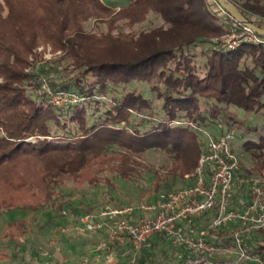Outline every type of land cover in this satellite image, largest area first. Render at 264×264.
<instances>
[{
	"label": "trees",
	"instance_id": "trees-1",
	"mask_svg": "<svg viewBox=\"0 0 264 264\" xmlns=\"http://www.w3.org/2000/svg\"><path fill=\"white\" fill-rule=\"evenodd\" d=\"M213 1L223 16L209 0H127L121 7L0 0V248L11 251L8 264L30 236L50 226L75 228L101 212L94 198L65 197L68 183L112 194L115 182L137 181L142 163L158 155L166 167L152 171L146 198L153 203L159 193L190 186L209 139L228 132L248 165L239 176L264 180V37L222 46L234 21ZM229 1L264 29V0ZM150 16L159 24L142 28ZM40 47L52 57L43 59ZM43 86L78 102L54 106ZM42 212L49 218L37 223L13 218ZM212 216L180 226L209 228ZM233 228L209 229L208 240L229 246ZM83 244L82 237L71 249ZM250 250L264 258V230ZM110 252L115 264H181L188 257L161 234L137 251L123 240L100 255Z\"/></svg>",
	"mask_w": 264,
	"mask_h": 264
},
{
	"label": "built area",
	"instance_id": "built-area-1",
	"mask_svg": "<svg viewBox=\"0 0 264 264\" xmlns=\"http://www.w3.org/2000/svg\"><path fill=\"white\" fill-rule=\"evenodd\" d=\"M230 36L232 38L228 40ZM243 40L263 42L251 30L234 21L229 23L221 43L228 49H235ZM43 88L54 106L78 102L73 94L53 93L45 86ZM232 140L230 132L219 139H209L207 150L197 162L190 186L164 191L153 203L143 202L137 207L101 211L97 220L85 215L73 231L77 236L105 232L106 240L98 246L100 251H111L116 242L123 240L130 250L137 251L151 236L161 234L172 245L187 252L188 257L183 264H264V258L250 250L254 234L264 230V180L239 176L241 166ZM236 190L240 191L239 201L236 200ZM212 212L209 228H200L193 234L192 230L180 226ZM231 224L234 228L229 246H224L219 240H208L209 229L219 231ZM128 253L129 250H124L122 256ZM220 256L222 259H219Z\"/></svg>",
	"mask_w": 264,
	"mask_h": 264
},
{
	"label": "rangeland",
	"instance_id": "rangeland-1",
	"mask_svg": "<svg viewBox=\"0 0 264 264\" xmlns=\"http://www.w3.org/2000/svg\"><path fill=\"white\" fill-rule=\"evenodd\" d=\"M102 1L110 7H121L127 4V0H102ZM209 2L211 3L212 9L214 10V12L217 13V15H220V16L224 15L223 12L220 11L219 8L215 5L213 0H209ZM158 24H159V21L153 18L152 16H150L148 18V21L144 23L141 27L148 29ZM91 26H92L91 23L88 24V27H91ZM231 38L232 37L230 36L227 39L229 40ZM37 52L41 54L43 59L48 60L52 57L50 48L40 47ZM234 150L238 156V160H239L241 168L248 167L246 161L239 154L238 150H236L235 148ZM160 167L161 168L166 167V163L165 161H163L162 157L157 155V156H153L149 158V160L145 163L143 162L142 167L139 168L140 176L137 179V181L135 182H124V181L115 182L112 194H109L105 189H103L104 190L103 193L102 192L99 193L96 190H92L88 188H84L78 191V190L73 189L72 183H68L63 189V195L70 200L78 199L80 198L82 194L86 195L88 199L94 198L101 205H103V207L101 208L102 210L100 209V211L118 208V207H115L117 205L121 206V208L137 207L138 204L148 201L146 197H148L147 190L151 182L152 171ZM185 178H187V176H185ZM179 189H182V188H179ZM236 191H237L236 195L238 198L236 200L239 201V198L241 197V195H239L240 191L239 190H236ZM111 196L114 198L113 200L111 199ZM67 198H64V199H67ZM127 205H134V206H127ZM47 213L48 212L46 213L42 212L41 214L38 213L37 215L36 214L34 215L32 213H18L15 216H13V218H16V217L21 218L25 216L26 218H29V219L33 218L35 222L37 223L42 218L48 219L49 215ZM99 214L98 212H95L90 216L96 218L97 220L98 219L97 216ZM194 222H197V220H195ZM184 226L186 227V225H183V227ZM194 227H195L194 229H187V230L189 231L192 230V233L195 234L196 230L203 228V225L201 222H198V223H194ZM62 236L67 237L66 240L63 242H61ZM82 236H77V234L73 231V228H71L68 225L62 226V227L60 226V228H58V230L54 232L53 231L51 232V226L47 227L46 229H44V231L41 232V234L39 233L37 236H30L28 238L27 243L25 245V250L21 252L22 249L20 248L18 251L19 258L17 260L11 261V264H83L82 263L83 262L82 253L84 249H79V248L71 249V246H74V244H76V242H78V240L82 238ZM91 236L98 237L97 240H99V242L97 245L104 243L106 240L105 232H101V233L96 234L95 236L94 235H91ZM33 243L35 245H33ZM35 247L36 248L38 247L39 249L38 248L34 249ZM10 252L11 251L8 249L6 250L3 248H0V264H8L10 259L4 255H9ZM98 252L100 253L101 251H98ZM110 254L113 257H115V252L113 253L110 252ZM183 263L184 261L181 262V264Z\"/></svg>",
	"mask_w": 264,
	"mask_h": 264
},
{
	"label": "crops",
	"instance_id": "crops-1",
	"mask_svg": "<svg viewBox=\"0 0 264 264\" xmlns=\"http://www.w3.org/2000/svg\"><path fill=\"white\" fill-rule=\"evenodd\" d=\"M82 237L85 238L88 243V246H84V244L81 245V249H84L82 253L83 264H115L116 263V260L113 256L105 257V258L101 257L100 253L98 252L100 251L98 249L99 245H97L98 242L95 241L96 236L92 237L90 235H86ZM81 239L82 238H80L78 242L81 241Z\"/></svg>",
	"mask_w": 264,
	"mask_h": 264
},
{
	"label": "water",
	"instance_id": "water-1",
	"mask_svg": "<svg viewBox=\"0 0 264 264\" xmlns=\"http://www.w3.org/2000/svg\"><path fill=\"white\" fill-rule=\"evenodd\" d=\"M217 3L223 7L226 14L239 25L248 28L253 33L264 37V29L255 26L250 22L237 8V6L229 0H217Z\"/></svg>",
	"mask_w": 264,
	"mask_h": 264
}]
</instances>
